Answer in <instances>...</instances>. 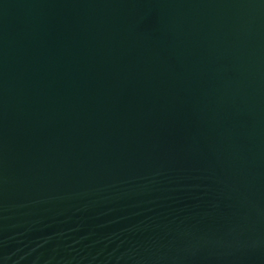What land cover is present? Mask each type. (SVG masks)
Wrapping results in <instances>:
<instances>
[{"label":"water","instance_id":"obj_1","mask_svg":"<svg viewBox=\"0 0 264 264\" xmlns=\"http://www.w3.org/2000/svg\"><path fill=\"white\" fill-rule=\"evenodd\" d=\"M0 264H264V0H0Z\"/></svg>","mask_w":264,"mask_h":264}]
</instances>
